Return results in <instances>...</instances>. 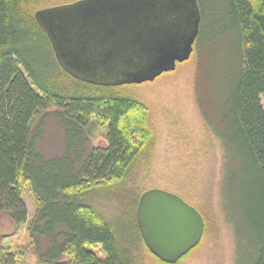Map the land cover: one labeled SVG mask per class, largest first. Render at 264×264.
I'll return each mask as SVG.
<instances>
[{
	"label": "trees",
	"instance_id": "obj_1",
	"mask_svg": "<svg viewBox=\"0 0 264 264\" xmlns=\"http://www.w3.org/2000/svg\"><path fill=\"white\" fill-rule=\"evenodd\" d=\"M46 1L56 7L79 0H0V215L8 216L16 229L27 224L36 264H141V247L148 249L136 209L144 192L134 202L133 227L124 231L82 200L93 188L130 176L144 144L153 139L148 108L118 92L120 86L85 83L58 65L31 13ZM202 1L197 0L201 23L194 52L204 55L210 43ZM219 1L224 15L214 25L219 39L235 43L231 64L221 76L222 93L210 102L200 62L204 78L198 72L195 100L205 127L225 153L222 192L224 199V187L228 195L235 194L252 248L249 264H264V0ZM220 48L216 44L214 51ZM50 118L62 129L63 149L47 157L39 143ZM95 119L106 125V147L90 146ZM25 186L35 203L29 222L22 200ZM98 247L103 258L89 249ZM17 259L18 254L0 248V264Z\"/></svg>",
	"mask_w": 264,
	"mask_h": 264
},
{
	"label": "rangeland",
	"instance_id": "obj_2",
	"mask_svg": "<svg viewBox=\"0 0 264 264\" xmlns=\"http://www.w3.org/2000/svg\"><path fill=\"white\" fill-rule=\"evenodd\" d=\"M202 2L208 11L206 42L210 43L205 46L204 55L193 51L188 61L178 64L174 71L162 74L153 82L120 86L118 92L134 96L147 106L153 139L144 144L129 177L113 186L102 184L93 188L83 194L82 202L124 231L133 227L134 202L143 192L159 189L173 193L195 207L204 219L200 243L178 264H249L252 248L243 232L235 194L228 195L223 186L227 195L224 199L222 192L225 153L221 143L205 127L195 100L198 72L199 78H204V72L199 71L200 62L201 70L207 72L210 102L222 93L219 83L224 68L231 64L229 60L235 43L228 38L219 39L216 34L219 28L214 24L216 18L224 15L223 3L219 0ZM54 5L46 1L32 7L31 13L35 15L37 11ZM216 44H221L217 52L214 51ZM260 103L264 108V94L260 96ZM38 121L39 118L33 126ZM93 122L95 128L90 146L106 147V125L96 119ZM62 138L59 124L48 119L39 143L41 152L47 157L60 153ZM22 200L29 222L35 203L27 186L23 188ZM26 228L27 224L16 229L8 216L0 215V248H8L19 255L14 264H36L37 258L29 245ZM141 248V264H163L144 247ZM89 249L99 258L104 257L99 247Z\"/></svg>",
	"mask_w": 264,
	"mask_h": 264
},
{
	"label": "water",
	"instance_id": "obj_3",
	"mask_svg": "<svg viewBox=\"0 0 264 264\" xmlns=\"http://www.w3.org/2000/svg\"><path fill=\"white\" fill-rule=\"evenodd\" d=\"M34 17L66 73L114 87L153 82L188 61L201 23L197 0H79ZM136 219L146 248L166 264L187 255L204 232L195 207L159 189L140 196Z\"/></svg>",
	"mask_w": 264,
	"mask_h": 264
},
{
	"label": "flooded vegetation",
	"instance_id": "obj_4",
	"mask_svg": "<svg viewBox=\"0 0 264 264\" xmlns=\"http://www.w3.org/2000/svg\"><path fill=\"white\" fill-rule=\"evenodd\" d=\"M142 0H138V2H141ZM115 3V1H114ZM90 84V83H88ZM91 85H95V86H101V87H114V86H106V85H98V84H91ZM116 87H119V86H116Z\"/></svg>",
	"mask_w": 264,
	"mask_h": 264
}]
</instances>
